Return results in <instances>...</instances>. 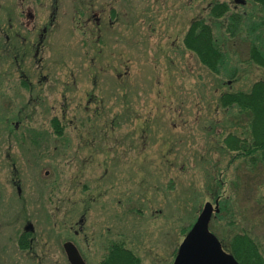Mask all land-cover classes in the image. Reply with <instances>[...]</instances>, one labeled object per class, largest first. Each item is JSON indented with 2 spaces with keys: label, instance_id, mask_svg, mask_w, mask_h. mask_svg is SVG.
<instances>
[{
  "label": "rangeland",
  "instance_id": "374dc122",
  "mask_svg": "<svg viewBox=\"0 0 264 264\" xmlns=\"http://www.w3.org/2000/svg\"><path fill=\"white\" fill-rule=\"evenodd\" d=\"M16 1L0 0V264H69L67 242L86 264H100L115 245L140 264H173L204 205L216 201L209 230L223 249L246 233L264 259V167L226 145L229 135L248 137L250 118L219 102L264 81L249 57L252 45L264 51L260 6L55 0L53 13V0H42L44 9L26 0L40 17L36 32L14 24L16 72L5 41ZM107 2L101 31L86 14ZM216 4L228 8L220 18L210 13ZM51 13L55 25L36 52ZM196 21L222 48L217 71L184 43Z\"/></svg>",
  "mask_w": 264,
  "mask_h": 264
},
{
  "label": "trees",
  "instance_id": "16d2710c",
  "mask_svg": "<svg viewBox=\"0 0 264 264\" xmlns=\"http://www.w3.org/2000/svg\"><path fill=\"white\" fill-rule=\"evenodd\" d=\"M249 1L260 6L264 27V0ZM227 10L226 4H216L211 7L210 13L212 17L220 18L225 15ZM184 43L189 50L197 55L206 68L217 71L223 60V52L208 23L193 22L185 35ZM249 57L254 64L264 69V51L252 45ZM219 102L223 107L237 108L250 118L248 137L241 141L237 136L229 135L231 139L226 140L228 149L236 150L244 158L249 157L251 165L259 162L264 167V81L255 82L248 92L224 93L219 98ZM54 127L58 134V124L55 123ZM20 245L23 248L26 247L23 240L20 241ZM230 253L240 264H264L259 247L246 233L237 234L232 239ZM100 264H140V260L132 252L115 245L108 250Z\"/></svg>",
  "mask_w": 264,
  "mask_h": 264
},
{
  "label": "water",
  "instance_id": "95a60500",
  "mask_svg": "<svg viewBox=\"0 0 264 264\" xmlns=\"http://www.w3.org/2000/svg\"><path fill=\"white\" fill-rule=\"evenodd\" d=\"M235 1L239 2L240 0ZM240 2L244 3L242 0ZM219 212L218 201L214 205L209 202L204 205L179 246L174 264H239L232 255L224 252L219 240L209 230L213 214ZM25 230L32 231V225L27 224ZM64 250L70 264H85L72 243H65Z\"/></svg>",
  "mask_w": 264,
  "mask_h": 264
},
{
  "label": "flooded vegetation",
  "instance_id": "af4514ba",
  "mask_svg": "<svg viewBox=\"0 0 264 264\" xmlns=\"http://www.w3.org/2000/svg\"><path fill=\"white\" fill-rule=\"evenodd\" d=\"M40 1V0H39ZM95 0H77L74 1V4H76L78 7H84L83 5H85V3H93ZM26 0H21L20 2L16 1V4L14 6V14L13 16H9V24H8V28L6 29L7 31L5 32V41H11L10 42V48H9V44H8V50H6V54L9 53L8 55L12 56V67H14V70L17 72L20 68L19 65V61H18V56H19V48H18V33H17V29L19 28L18 26L21 25L22 27L26 28L27 30H35L34 32H36V28L34 27L35 24L38 23V13L36 12V10L34 11L32 6L33 4L28 3V5H25ZM43 1H40V4ZM40 8L44 9L45 3L43 2ZM53 13L54 12H58V9L60 7V2H57L55 0H53ZM102 10H97V11H90L89 13L86 14L87 19H89L88 21L93 22L95 24V26L100 29L101 31L106 30L107 26L110 25V9L108 10V15H107V19L106 21L103 19V13L105 12L104 9L105 8H110V3L107 2V4L104 6H102ZM19 9V11H18ZM83 9V8H82ZM81 9V13L83 14V11ZM51 12H52V8H51ZM53 13H51L50 15H48L47 17H45L44 19H46L44 22H40L41 24V28L37 29V35H36V40L34 41L35 43V49H37L36 52H38V49L40 48L41 44H43L44 40H45V36L47 34V31L49 30V26L50 25H55V21H56V14L54 15ZM11 14V13H10ZM14 24L18 25L17 27H14ZM39 24V23H38ZM99 37H103V33L99 35ZM38 54V53H37ZM78 250V249H77ZM79 252V251H78ZM80 254V253H79ZM81 256V254H80ZM82 257V256H81ZM83 259V258H82ZM84 260V259H83ZM85 262V261H84Z\"/></svg>",
  "mask_w": 264,
  "mask_h": 264
}]
</instances>
